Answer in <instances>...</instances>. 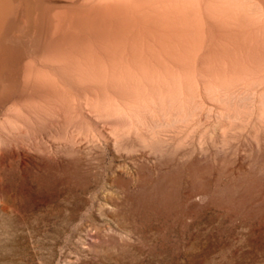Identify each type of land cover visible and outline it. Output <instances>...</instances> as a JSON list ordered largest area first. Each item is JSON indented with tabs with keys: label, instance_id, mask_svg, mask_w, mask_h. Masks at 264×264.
I'll return each instance as SVG.
<instances>
[{
	"label": "bare ground",
	"instance_id": "obj_1",
	"mask_svg": "<svg viewBox=\"0 0 264 264\" xmlns=\"http://www.w3.org/2000/svg\"><path fill=\"white\" fill-rule=\"evenodd\" d=\"M228 147L264 151V0H0V167L39 201Z\"/></svg>",
	"mask_w": 264,
	"mask_h": 264
},
{
	"label": "rangeland",
	"instance_id": "obj_2",
	"mask_svg": "<svg viewBox=\"0 0 264 264\" xmlns=\"http://www.w3.org/2000/svg\"><path fill=\"white\" fill-rule=\"evenodd\" d=\"M220 152L232 161L144 169L139 199L119 203L98 174L84 189L61 170L80 186L39 201L0 167V264H264V151L243 169ZM195 187L203 198L187 200Z\"/></svg>",
	"mask_w": 264,
	"mask_h": 264
}]
</instances>
